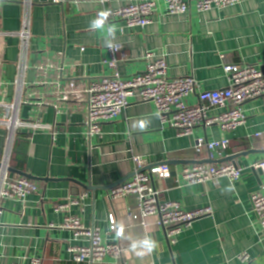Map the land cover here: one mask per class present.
Returning a JSON list of instances; mask_svg holds the SVG:
<instances>
[{
	"label": "crops",
	"instance_id": "1",
	"mask_svg": "<svg viewBox=\"0 0 264 264\" xmlns=\"http://www.w3.org/2000/svg\"><path fill=\"white\" fill-rule=\"evenodd\" d=\"M26 1L0 0V100L16 103L20 92L24 97L35 88L43 78L35 66L54 54L62 55L64 72L74 66L72 78L80 81L115 73L129 78L146 70L148 53L163 55L170 78L193 77L201 91L228 86L226 64H251L264 71V0H239L202 13L192 2L184 15L168 14L166 2L159 0L151 23L143 30L125 28L120 19H112L108 22L116 27L113 43L120 46L112 67L113 54L100 33L89 28V22L101 11L99 0H66L62 4L32 0L31 5ZM131 1L136 0H110L109 6L116 9ZM25 17L30 23V39L22 61L19 33ZM47 101L39 104L36 99L16 107L19 119L54 127L52 131H18L13 148L18 146L20 151L11 153V167L53 180L35 181L39 189L27 202H4L0 264L34 254L43 259L42 264H76L69 249L88 241L75 239L71 229L61 228L65 218L79 215L84 226L98 227L112 239L110 214L124 230L123 254L120 259L107 257L98 264H264V242L251 204L252 194H264V172L255 167L264 160V97L243 105L244 123L233 131L227 133L215 124L199 126L190 135H179L162 125L153 103L130 99L121 114L102 124L101 136H88L84 103L73 100L56 105L51 96ZM185 101L197 105L198 95L191 94ZM141 121L148 122L143 130L138 127ZM8 137V129L0 125V161ZM196 138H228L225 154L238 155L233 162L243 168L240 180L183 183V168L208 159L207 153L195 152ZM132 156L147 160L146 168L168 165L170 177L152 182L161 200L179 202L187 211L210 209L172 246L163 229L154 224L155 218H148L146 227L130 218L129 212H137L132 197L111 200L108 196L109 186L133 174ZM81 195H86L83 210L74 206L69 213L55 211L57 203ZM145 236L152 237L157 248L141 257L130 244ZM243 253L248 255L247 262L239 259Z\"/></svg>",
	"mask_w": 264,
	"mask_h": 264
},
{
	"label": "built area",
	"instance_id": "2",
	"mask_svg": "<svg viewBox=\"0 0 264 264\" xmlns=\"http://www.w3.org/2000/svg\"><path fill=\"white\" fill-rule=\"evenodd\" d=\"M52 4H62L66 0H49ZM159 0H136L125 6L113 9L109 6L110 0H99L102 10H109L112 19H120L123 27L129 29H145L152 20ZM167 5V13L171 15H184L190 11L191 3H194L197 12L202 13L213 8H224L235 5L239 0H164ZM28 5L32 0L26 1ZM29 20L25 17L19 36L21 38V60H25L28 42L30 39ZM81 50H84L83 48ZM120 50V46L110 50L113 54L109 65L116 64L114 54ZM147 67L143 73L124 78L119 73L111 76L99 77L86 81L72 78L74 66H70L64 72V64L61 54H54L49 60L35 66V69L43 75L36 87L22 97L21 92L16 103L0 100V125L9 131L7 148L0 161V225L3 213V204L7 200L27 202L26 199L39 189V184L22 176L13 175L10 172V158L13 148V140L18 131L28 129L30 131H52L53 127L39 121H27L19 119L16 115V107L20 103L36 102L48 104L49 96L53 97L56 105L60 103L77 101L86 106L85 124L88 136L102 134V124L114 120L129 104L130 99L151 102L154 104L162 125L174 129L179 135H190L199 126L219 125L227 133L242 125L245 120L243 105L261 97H264V71L251 64H226L225 71L229 75L228 86L224 89L201 91L197 81L193 77L170 78L168 63L165 56L148 53ZM66 74V75H65ZM68 78V79H67ZM18 83V81H17ZM41 88V89H40ZM198 95L197 105H188L186 97L191 94ZM217 110V113H212ZM230 140L208 141L204 138H196L194 149L199 155L207 153L210 159L226 157ZM134 164L133 175L125 182L113 187L108 196L111 200H119L132 197L135 201L137 212H129L132 220H139L146 227L148 218H155V223L163 229L169 246L177 242L179 235L190 227L198 217L210 213V209L187 211L179 202L163 201L160 192L154 188V179H166L170 177L169 167L165 163L150 167L149 171L141 172L149 165L141 156H132ZM264 172V160L255 165ZM243 168L233 161L220 164L196 163L182 169L180 178L183 183L205 184L216 178H227L231 182L239 181ZM86 195L70 197L57 203L56 212L69 213L72 207L83 210ZM251 204L254 214L259 220L260 240L264 242V194L258 192L251 195ZM109 230L114 238H106L98 227H86L79 215H68L61 228L71 229L75 239L85 238L86 245H76L69 250L73 254L72 260L76 264H98L107 257L120 259L123 254L122 237L116 238L115 228L118 227L114 215L109 217ZM3 254H0V263ZM241 262L248 261V255L239 256ZM43 259L39 255H31L25 258H17L11 264H42Z\"/></svg>",
	"mask_w": 264,
	"mask_h": 264
},
{
	"label": "clouds",
	"instance_id": "3",
	"mask_svg": "<svg viewBox=\"0 0 264 264\" xmlns=\"http://www.w3.org/2000/svg\"><path fill=\"white\" fill-rule=\"evenodd\" d=\"M109 10L100 11L96 18L89 22L90 30L97 31L100 33L104 40V45L110 50L117 48V45L113 43L115 40L116 27L108 22L110 16ZM147 121H141L138 127L143 130L147 127ZM136 126V125H134ZM116 238H121L124 235L122 226H118L115 229ZM131 250L134 251L138 256H145L151 254L157 248V242L150 236H145L140 239L131 240Z\"/></svg>",
	"mask_w": 264,
	"mask_h": 264
},
{
	"label": "water",
	"instance_id": "4",
	"mask_svg": "<svg viewBox=\"0 0 264 264\" xmlns=\"http://www.w3.org/2000/svg\"><path fill=\"white\" fill-rule=\"evenodd\" d=\"M237 157H238V155H231V156H228V157H226L225 159H222V160H213V159H210L208 157V159L202 160V161H198L197 163H209V164L223 163V162H228V161H234ZM148 169H150V168H144V169L141 170V172H145ZM9 170H10L11 173H15V174H17L19 176L28 178V179L33 180V181H48V180H53V179L48 178V177H44V178L35 177V176L31 175V174H28V173H26L24 171L17 170V169L12 168V167H10ZM257 171L260 172V173L262 172V170L260 168ZM132 175L133 174L127 176L126 178H123L122 180L116 182L112 186H109V188L112 189L113 187H116L117 185L125 182L126 180H128L129 178H131ZM83 187L86 188V189H89V190H92L93 189L92 186H83Z\"/></svg>",
	"mask_w": 264,
	"mask_h": 264
},
{
	"label": "trees",
	"instance_id": "5",
	"mask_svg": "<svg viewBox=\"0 0 264 264\" xmlns=\"http://www.w3.org/2000/svg\"><path fill=\"white\" fill-rule=\"evenodd\" d=\"M20 150L18 148V146H16L15 148L12 149V152L14 153V155H16V153H18Z\"/></svg>",
	"mask_w": 264,
	"mask_h": 264
}]
</instances>
